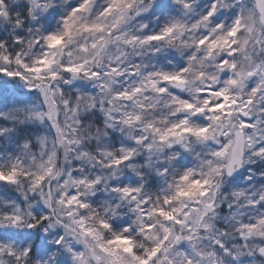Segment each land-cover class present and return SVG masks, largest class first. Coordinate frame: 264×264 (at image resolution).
Here are the masks:
<instances>
[{
	"label": "snow or ice",
	"instance_id": "snow-or-ice-1",
	"mask_svg": "<svg viewBox=\"0 0 264 264\" xmlns=\"http://www.w3.org/2000/svg\"><path fill=\"white\" fill-rule=\"evenodd\" d=\"M257 262L264 0H0V264Z\"/></svg>",
	"mask_w": 264,
	"mask_h": 264
},
{
	"label": "clouds",
	"instance_id": "clouds-1",
	"mask_svg": "<svg viewBox=\"0 0 264 264\" xmlns=\"http://www.w3.org/2000/svg\"><path fill=\"white\" fill-rule=\"evenodd\" d=\"M197 151H200V149H197ZM216 163H223V162L222 161H217ZM237 176H238L237 180H233L232 177L224 178V180H223L224 185L225 186H229V185L235 186L236 184L245 183V179H244L245 171H244V169H240L239 173H237ZM218 179H220V178L218 177ZM33 239H35V238H33ZM257 264H259V262H257Z\"/></svg>",
	"mask_w": 264,
	"mask_h": 264
},
{
	"label": "rangeland",
	"instance_id": "rangeland-1",
	"mask_svg": "<svg viewBox=\"0 0 264 264\" xmlns=\"http://www.w3.org/2000/svg\"><path fill=\"white\" fill-rule=\"evenodd\" d=\"M51 23H52V24H53V26H54V24H55V21H54V20H52V21H51Z\"/></svg>",
	"mask_w": 264,
	"mask_h": 264
}]
</instances>
